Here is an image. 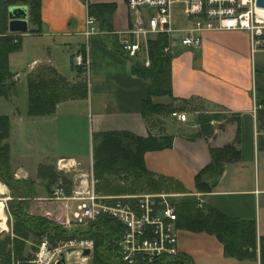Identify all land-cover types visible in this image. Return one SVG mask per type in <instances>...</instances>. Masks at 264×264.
<instances>
[{"label": "crops", "instance_id": "1", "mask_svg": "<svg viewBox=\"0 0 264 264\" xmlns=\"http://www.w3.org/2000/svg\"><path fill=\"white\" fill-rule=\"evenodd\" d=\"M84 2L110 6L113 10L108 17V30L97 27L105 33L87 40L82 36L86 15ZM7 7L0 0V36H15L19 44V49L8 56V67L14 75L11 86L15 87L20 81L26 86L27 76L42 67L53 70L70 85L82 82L85 86L84 98L58 103L51 116H26L31 125L35 119L54 122L59 106L83 104L84 111L90 115L87 161L83 155L55 159H71L79 165L86 163L88 171L93 133L120 131L142 138L149 134L172 137L171 149L144 155L146 169L156 176L169 177L180 183L185 193L178 194L196 196L202 202L201 207L207 205L228 219L253 223L255 240V248L244 247L245 256L236 258L224 253L222 244L214 235L177 229L178 252L191 257L195 264H261L259 241L264 237V42L256 45L253 41L259 38L242 31L205 33L200 49H182L175 53L170 64L173 106L176 110L183 107L175 113H184L186 122L176 121L171 114L144 119L141 103L146 98V83L131 73L134 61L120 52L119 39L113 34L122 31L127 23L123 0H39V23L33 25L27 17L23 34L7 31ZM35 30L37 33H30ZM85 46L88 85L82 79L85 75H78L72 65V54L82 52ZM52 48L55 53H51ZM23 53L25 60L13 59L14 54ZM66 68L68 76L64 74ZM6 100L11 110L8 113L16 116L12 120L6 116L9 125L14 123L21 131L24 122L14 103L15 97L1 98L0 107ZM170 102L169 97L154 99L155 104ZM199 114L219 116L210 121V135L198 136ZM225 146H230L236 157L220 163L215 174H206L204 181L210 190L198 192L195 177L210 165V150ZM9 165L15 179L29 178L26 168ZM4 225L5 229L0 233H8L5 221Z\"/></svg>", "mask_w": 264, "mask_h": 264}, {"label": "trees", "instance_id": "2", "mask_svg": "<svg viewBox=\"0 0 264 264\" xmlns=\"http://www.w3.org/2000/svg\"><path fill=\"white\" fill-rule=\"evenodd\" d=\"M5 6H24L30 23H39V0H3ZM85 3V2H84ZM86 14L94 18L98 28L108 30V17L112 7L105 5H88L85 3ZM34 34L37 31H31ZM15 38V37H14ZM11 35L0 36V98L8 93L7 82L14 76L8 67V56L19 49L18 39ZM16 40V41H15ZM264 40V37H263ZM165 36H158L148 44L149 67L133 62L131 73L146 83V98L141 103V116L144 119L152 115H170L179 110L173 106L171 94L170 64L173 55L164 54ZM78 75L80 68L74 67ZM27 110L26 115L32 118L47 117L54 113L55 106L67 100L85 97V86L82 82L68 84L63 78L47 67L38 69L26 78ZM169 97L167 105L155 104L154 99ZM187 104V102H182ZM264 107V105H263ZM200 135H210V121L218 119L217 115L199 114ZM9 135V122L6 116H0V184L9 192L4 202L6 211V227L8 233H0V264H31L36 250L35 245L42 235L47 237L50 245L71 239H89L92 242L90 264H126L119 260L116 242L121 235V226L113 219L101 215L84 227L67 231L38 217L26 213L27 198L35 197L34 193L20 191L15 187L17 180L9 165V147L5 142ZM173 138L170 136L148 135L138 137L128 132H99L91 135V174L97 181L96 191L103 195H133L134 192L157 193L174 191L185 193L180 183L171 178L156 176L149 172L144 164V155L148 152L171 149ZM211 163L195 177L198 192H208L209 186L204 181L206 174H215L220 163L236 157V152L225 146L210 150ZM36 177L42 183L44 195L60 180L66 184L68 180L57 172L52 165L39 164ZM121 181L122 185L112 186L111 183ZM198 205V204H197ZM176 227L193 233L214 235L222 244L228 256L242 258L243 248H255L253 223L245 224L228 219L213 208L203 205L196 207L194 198L187 197L176 205ZM11 221H9L10 219ZM260 262L264 264V237L259 241ZM133 264H195L191 257L178 252L174 256L143 263L137 260Z\"/></svg>", "mask_w": 264, "mask_h": 264}, {"label": "built area", "instance_id": "3", "mask_svg": "<svg viewBox=\"0 0 264 264\" xmlns=\"http://www.w3.org/2000/svg\"><path fill=\"white\" fill-rule=\"evenodd\" d=\"M127 23L122 31L113 32L118 37L120 52L126 58L149 67V47L158 36H165L164 54L175 55L182 49H200L202 36L208 32H248L259 38L254 44H263L264 22L257 19L255 0H123ZM182 6L180 23L173 21L172 8ZM82 36L85 40L103 34L93 17L87 14L83 20ZM72 54L73 67L80 68L88 85V60L86 46ZM178 122H186L184 113H172ZM55 170L68 180L58 181L50 194L27 198L26 213L46 220L62 229H77L104 215L121 226V235L116 242L119 260L133 264L153 262L162 256H174L177 248V215L172 195L149 193L140 195H103L96 191L97 181L92 177L91 167L81 172L78 163L71 159H58ZM78 172L69 177L70 173ZM202 202L198 204L200 207ZM31 264H55L64 248H88L89 256L78 257L73 252V261L64 256L63 264H86L91 255L89 239H71L50 245L42 235L35 245Z\"/></svg>", "mask_w": 264, "mask_h": 264}, {"label": "rangeland", "instance_id": "4", "mask_svg": "<svg viewBox=\"0 0 264 264\" xmlns=\"http://www.w3.org/2000/svg\"><path fill=\"white\" fill-rule=\"evenodd\" d=\"M181 11L182 6L180 4H175L173 6V21H177V23H180V21H182ZM12 37L14 38L15 36ZM52 52L55 53V50L53 48L51 49V53ZM13 57L15 61H18L19 59L25 60L26 58L24 53L14 54ZM66 65H68V61ZM11 70L14 71L12 68ZM68 73L69 71L66 68V70L64 71L65 76H68ZM82 79H84L85 81V77H82ZM11 81L12 79L7 82L8 93L6 97H15L14 103L16 105L17 111L19 112L20 118L23 120L22 122H24V125L21 131L15 128L14 123H11L9 125V135L7 140L5 141L9 147V163H11L12 167H15V164H18L23 168H26L28 170L29 175V178L24 180H17L13 175V179L17 180L18 182L15 187L22 192L26 191L27 193H34L33 195H36L35 197H43L44 190L41 185L42 183L36 177V169L38 163H46L56 167L55 163L58 159H55V157L77 158L79 155H83L85 161H87L90 115L88 116V113L84 111L82 106L83 104L66 103L59 106V109L57 110L55 115L56 119L54 122H43L44 120L35 119V123L31 125L28 119L26 118L27 115L25 114L27 108L25 83L24 81H20V83H17L15 87H13L11 86ZM7 100L5 102H2L3 105L0 107V115H5L12 120L16 118V116H13L15 113H12L13 115H11V113H8L11 110L8 108L9 104L7 105V103L9 101ZM26 125L27 128L25 129ZM77 168L83 170V173L87 172L86 163H81ZM76 174H78V172L70 173L68 176L71 177L72 175ZM122 184L123 183H121V181H115L111 183L112 186ZM134 193L136 194L133 195L149 194L141 191ZM157 193H166L172 195L173 197L171 199L175 206L178 204L179 201L187 197L195 199L196 207H198L197 204L200 203L199 198H197L196 196L192 197L190 195H180L174 191H161ZM8 194V190L3 185H1L0 201H2V213L5 217V221L6 211L4 207V201L7 200L6 197L8 196ZM9 221H11V219ZM2 230L4 229H0V231ZM72 230L74 229L70 228L67 231L69 232ZM68 259L71 262L73 261V252L69 254ZM89 260L90 257L86 260V264H90ZM29 261L28 263H30Z\"/></svg>", "mask_w": 264, "mask_h": 264}, {"label": "water", "instance_id": "5", "mask_svg": "<svg viewBox=\"0 0 264 264\" xmlns=\"http://www.w3.org/2000/svg\"><path fill=\"white\" fill-rule=\"evenodd\" d=\"M255 7L264 10V0H255ZM7 17V31L12 34H23L26 32V18L27 11L24 6H8L6 9ZM78 250V257L89 256L90 250L88 248H64L63 252L59 254V259L55 264H63L64 256H69L70 253Z\"/></svg>", "mask_w": 264, "mask_h": 264}, {"label": "bare ground", "instance_id": "6", "mask_svg": "<svg viewBox=\"0 0 264 264\" xmlns=\"http://www.w3.org/2000/svg\"><path fill=\"white\" fill-rule=\"evenodd\" d=\"M256 15H257V19L260 22H264V10L263 9H256ZM1 187V185H0ZM2 201H0V229H5V225H4V215L2 213Z\"/></svg>", "mask_w": 264, "mask_h": 264}]
</instances>
